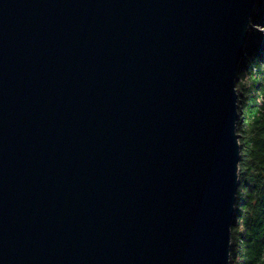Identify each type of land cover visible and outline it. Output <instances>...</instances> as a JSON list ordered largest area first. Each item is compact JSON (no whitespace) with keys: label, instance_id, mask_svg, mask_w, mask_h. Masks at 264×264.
<instances>
[{"label":"water","instance_id":"1","mask_svg":"<svg viewBox=\"0 0 264 264\" xmlns=\"http://www.w3.org/2000/svg\"><path fill=\"white\" fill-rule=\"evenodd\" d=\"M256 1L0 0V264H229Z\"/></svg>","mask_w":264,"mask_h":264},{"label":"trees","instance_id":"2","mask_svg":"<svg viewBox=\"0 0 264 264\" xmlns=\"http://www.w3.org/2000/svg\"><path fill=\"white\" fill-rule=\"evenodd\" d=\"M257 2L259 13L264 0ZM236 78L240 157L229 264H264V33L251 26Z\"/></svg>","mask_w":264,"mask_h":264},{"label":"rangeland","instance_id":"3","mask_svg":"<svg viewBox=\"0 0 264 264\" xmlns=\"http://www.w3.org/2000/svg\"><path fill=\"white\" fill-rule=\"evenodd\" d=\"M256 5H259V3L257 2L256 3ZM255 8V7H254ZM256 10V9H255ZM264 14V7L263 6H260V11H259V13H254L253 14V18H255V17H261L262 15ZM263 19H264V17H263ZM255 22H253V24H254ZM251 28H253V29H256V30H259V31H262L263 33H264V21H263V23L261 24V23H255V26H251ZM237 79V78H236Z\"/></svg>","mask_w":264,"mask_h":264},{"label":"clouds","instance_id":"4","mask_svg":"<svg viewBox=\"0 0 264 264\" xmlns=\"http://www.w3.org/2000/svg\"><path fill=\"white\" fill-rule=\"evenodd\" d=\"M257 12H259V9H258V11ZM255 13H256V10H255ZM255 23L257 22V21H254ZM255 23L253 24V23H251V26L253 27V26H255ZM257 23H260V22H257Z\"/></svg>","mask_w":264,"mask_h":264}]
</instances>
